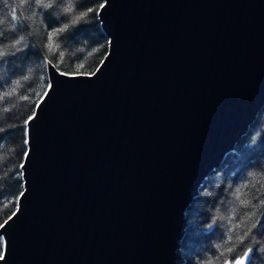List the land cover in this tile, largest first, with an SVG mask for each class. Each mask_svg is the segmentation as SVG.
Listing matches in <instances>:
<instances>
[{
	"label": "water",
	"instance_id": "95a60500",
	"mask_svg": "<svg viewBox=\"0 0 264 264\" xmlns=\"http://www.w3.org/2000/svg\"><path fill=\"white\" fill-rule=\"evenodd\" d=\"M98 12L96 74L46 64L0 264H184L185 211L264 104V0Z\"/></svg>",
	"mask_w": 264,
	"mask_h": 264
},
{
	"label": "trees",
	"instance_id": "16d2710c",
	"mask_svg": "<svg viewBox=\"0 0 264 264\" xmlns=\"http://www.w3.org/2000/svg\"><path fill=\"white\" fill-rule=\"evenodd\" d=\"M76 3L82 6L80 10L87 7L98 10L102 0H76ZM13 8L17 9V21L11 20ZM58 16L59 9L45 13L26 0L23 4L21 0H0V39L12 42L21 35L25 37L19 45L23 51L0 60V96L6 91L12 93L0 99V129H3L0 131V223L15 211L17 197L23 189L20 164L26 151L24 121L47 88L45 60L65 73H91L107 53L108 38L96 12L55 37L53 49H47V30L64 22V17L57 19ZM59 52L64 54L62 62ZM24 76L28 79L24 80ZM24 96L28 99H22ZM261 201H264V104L249 129L211 170L187 207V227L181 240L184 264H206L209 260L223 264L249 247L253 251L248 264H264ZM245 232L248 236L240 243L239 238ZM228 247H235L236 251L228 253Z\"/></svg>",
	"mask_w": 264,
	"mask_h": 264
},
{
	"label": "snow or ice",
	"instance_id": "6c2138e0",
	"mask_svg": "<svg viewBox=\"0 0 264 264\" xmlns=\"http://www.w3.org/2000/svg\"><path fill=\"white\" fill-rule=\"evenodd\" d=\"M25 0H21V3L23 4ZM26 2L34 4L35 7L42 9L45 13H48L49 10H56L59 9V16L57 19H59L61 16L64 17V22L60 24L59 26L55 28H49L47 30V43L45 47L49 50L53 49L54 46V38L58 37L65 32L69 31L72 28H75L78 26V24L85 19L89 14L96 12L97 15H99V12L97 9H94L92 7H87L84 8L83 10L81 9V5L76 3V0H26ZM107 6V0L105 2L99 4V10L105 9ZM35 15V14H34ZM34 18V16H33ZM11 20L12 21H17L18 16H17V9L13 8L11 12ZM2 23V21H0ZM25 39L23 35H21L18 39H15L12 42H5L4 40L0 39V60H3L6 55H14L15 52L17 51H23L22 48L19 47V45L22 43V41ZM56 47L59 48V44H56ZM12 49L14 51H7L6 49ZM60 60L59 62L63 61L64 54L63 52L58 53ZM46 63L51 64L50 60H45ZM103 63V61H101ZM55 66V65H52ZM99 69H97L98 71ZM61 75H69V73L61 72ZM95 72L91 73H83V72H77L72 74L73 76H88V75H95ZM24 80H27L28 77L24 76ZM17 84L20 83V81H16ZM48 88L51 89V85H48ZM47 92L44 93L45 96H47ZM11 92H4L2 96H0V99H3L5 97L11 96ZM22 99H28L27 96L22 97ZM36 112L33 110L32 115H29L27 119L24 121L25 125L30 124V122L35 118ZM0 131H3V129H0ZM25 145L28 144V140H24ZM23 155L25 157L28 156V152H24ZM24 167V164H20V168L22 169ZM23 175V173H21ZM246 187V185H245ZM239 191V190H238ZM24 195L23 192L19 193V196L22 197ZM19 197H17L18 199ZM262 204H264V201H261ZM16 215V212H12L11 215L8 216L6 220H4L3 223H0V229H3L5 225ZM211 227V225H209ZM248 236V232L244 233L243 237H240V243H243L244 238ZM3 237L0 236V261H3L5 259V254L4 251L2 250V245H3ZM231 239V238H229ZM236 251L235 247H228L227 252L228 253H233ZM253 249L251 247L247 248L242 252V254H239L237 256L232 257L231 259L224 260L223 264H248L250 258H251V253ZM223 255V253H221ZM206 264H213V261L209 260L206 262Z\"/></svg>",
	"mask_w": 264,
	"mask_h": 264
}]
</instances>
